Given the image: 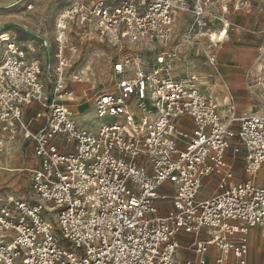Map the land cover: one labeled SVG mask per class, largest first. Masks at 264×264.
I'll return each instance as SVG.
<instances>
[{
  "label": "built area",
  "instance_id": "1",
  "mask_svg": "<svg viewBox=\"0 0 264 264\" xmlns=\"http://www.w3.org/2000/svg\"><path fill=\"white\" fill-rule=\"evenodd\" d=\"M250 8L247 0H71L56 21L51 73L0 34V123L38 159L29 200L0 191V264H176L181 233L206 234L193 248L197 264L211 248L220 253L212 264H249L250 232L264 225V108L239 117L229 95L222 117L184 51L196 49L226 86L218 52L234 28L227 15ZM71 33L116 47L110 85L84 90L95 93L86 124L71 87L86 79L67 72L64 56ZM245 80L252 90L250 71ZM5 149L1 140L0 163ZM229 151L244 155L243 185ZM213 177L214 194L202 198Z\"/></svg>",
  "mask_w": 264,
  "mask_h": 264
},
{
  "label": "rangeland",
  "instance_id": "2",
  "mask_svg": "<svg viewBox=\"0 0 264 264\" xmlns=\"http://www.w3.org/2000/svg\"><path fill=\"white\" fill-rule=\"evenodd\" d=\"M14 1L0 0V34L2 38L4 40L11 37L16 38L26 49L29 60L40 61L44 70L51 73V69H55L59 64L55 52L56 21L58 16L69 6L71 0H23L16 7L2 9L12 5ZM251 2L253 7L250 12H240L235 15L234 23L237 26L234 28L225 51L220 55V64L224 72L235 79L236 85L231 87V92L234 97L233 104L239 117L261 112L264 108V0H251ZM67 40V49L64 54L70 65L67 72L70 74L82 73L86 79L85 84L71 85L72 89L77 90L76 94L84 96V90L91 84H96L97 88L108 87L111 81V59L116 54V47L98 40L87 41V38H80L74 33L69 34ZM45 42L48 45L51 44L50 52L46 51ZM73 49H76V52H73ZM246 71L251 72L250 86L253 87L252 90H249L246 84ZM249 92L256 93L258 97L254 96L253 101L249 100ZM94 94V92H88L86 97L79 100L83 109L88 106L85 111L87 118L93 116ZM1 140L6 144L4 159L0 163L1 167L8 164V157L11 160L10 164H15L31 154L29 143H25L23 149L17 147L22 141L9 138L0 123ZM232 154L231 158H233ZM243 159L242 153L237 156L235 163L237 168L242 169L243 176L240 184H245L248 181ZM230 160L233 162L232 159ZM11 174L5 173L7 176ZM20 177H23L25 185L15 188V191L21 197L29 200L32 175L16 173L12 174L10 179L13 182ZM215 189L213 186L206 189L208 193L202 198L213 195ZM197 237L201 238L203 235H192L189 238L196 240ZM261 239L264 238L261 237ZM176 264H184L180 256L176 258Z\"/></svg>",
  "mask_w": 264,
  "mask_h": 264
},
{
  "label": "crops",
  "instance_id": "3",
  "mask_svg": "<svg viewBox=\"0 0 264 264\" xmlns=\"http://www.w3.org/2000/svg\"><path fill=\"white\" fill-rule=\"evenodd\" d=\"M18 1H19V4H20L21 0H17L16 2H18ZM247 1L251 5V8L249 10H242V11H238V12L231 11L227 15V17L234 24V28L237 26V24L234 23L235 15L237 13H240V12H250L252 7H253V3L251 2V0H247ZM212 10H213L212 14H213L214 17H215V15H220L221 14L220 5L214 6ZM189 17L190 16L181 15L182 19H185V18L188 19ZM234 28L231 30L227 41L224 43V45L222 46V48L218 52V61H219V66H220V73H221L223 79L225 80V82L227 84L226 86L222 85L221 79L219 78V76H217L214 73V70L211 67H209V66L204 64L203 56L196 49L189 48V49L184 51V53H187L189 58H190V60L187 62V64L190 63V64H194V66H195V68L190 69L189 72L191 74L197 76V77H200L201 84L205 85L203 87L207 86L206 88L210 87V88H212L214 90V92H215V94H216V96L218 98L219 103H224V104L227 105L228 114L225 115V116L221 115L222 117H227L229 115V107H228V105H229V95H233L232 92H231V87L235 86L236 83H234L235 79L233 77H229L224 72L223 67L220 64V55H221V53H223L225 51V47L228 44V42H229V40H230V38L232 36ZM45 48H46L47 52H50L49 51L50 49L48 47H45ZM231 62L233 63V61H231ZM183 63L186 64L185 61ZM229 67H231V66H229ZM181 72H183V71H181ZM75 92H77V90ZM248 95L250 96L249 100L253 101L252 93L249 92ZM83 97H86V96L85 95L81 96V94H79V95L76 94L77 103H76L75 108H74V112H75V115H76V120L80 124H86V123L90 122L91 120H93V118L95 116V111H94V106H93V116L90 117V118L86 117L85 111H86L88 106L86 107V109H83L81 107L82 103H80V101H79ZM89 102H90V100H89ZM38 111H39V107H37V106L29 108L27 110V116H26L27 119L29 120ZM43 124H44V120L40 121L39 123H35L33 125V129L37 130ZM15 139L16 140L19 139V140L22 141L21 143H19V145H17V147H19L20 149L21 148L23 149L24 144H25L24 140L21 137H17ZM29 145H30L31 150H32L31 154L27 155V157H23L21 162L15 163V164H20L22 166V169L20 171H18V172H13L12 174H16V173H19V174L29 173V174H31L29 172V170L33 169V168H35L37 166L38 159L33 154L32 144L29 143ZM231 153H232V151L228 152V159L229 160L232 159V161H233V164H234V167H235V170H236V176H237L236 182L238 184H240L241 177L243 176L242 175V169L241 168L239 169V168H237L235 166V163L237 161V156H239L240 154L239 155H235L233 153L232 154L233 158H231ZM3 159L4 158H2V161H3ZM7 160H8V164H10L9 161H11V160H9V157L7 158ZM243 161H244V159H243ZM15 164H10V165H15ZM244 164H245V162H244ZM5 173L8 174V173H11V172H8L6 170L0 169V191H2V190L11 191L14 194H16L17 196L21 197L15 191V188H21V187H23L25 185V181H24L23 177H20L16 181L12 182L11 179H10V176L12 174L7 176V175H5ZM206 183H207V185L203 189V191L201 193V197L208 193L206 189H208V188H210L212 186L216 188L217 179L215 177H213L211 179H208L206 181ZM257 184L259 186H264V167L262 168V170L260 171V173L258 175ZM21 198H25V197H21ZM169 206L170 205H163V210L161 211V215H166L167 214V210H168ZM192 235H195V236L203 235V237H201V238L197 237L196 240H195V239L189 238ZM261 237L264 238V225L258 226L256 228H253L251 230V232H250V235H249L250 251H249V255H248L249 264H264V239H261ZM206 238H207V236H206L205 233H200V234H185V233H181V234H179L176 237V240L180 244V249L178 251L177 257L180 256L181 257V261H183L184 264H187L188 262H192L193 264H197L198 256L195 255V253L193 251V248L195 247V244H196V242L198 240H200V239L203 240V239H206ZM259 240H260V242H259ZM219 256H220L219 251L217 249H215V248H211L210 251L208 252V254L205 255V259L207 261V264H212L213 261L215 260V258H217Z\"/></svg>",
  "mask_w": 264,
  "mask_h": 264
},
{
  "label": "bare ground",
  "instance_id": "4",
  "mask_svg": "<svg viewBox=\"0 0 264 264\" xmlns=\"http://www.w3.org/2000/svg\"><path fill=\"white\" fill-rule=\"evenodd\" d=\"M17 0H15L14 1V3L12 4V5H10V6H8V7H4V8H2V9H11V8H13V7H16V6H18L19 5V1L18 2H16ZM23 0H21V2H22ZM114 43V42H113ZM218 113L220 114V115H227L228 114V108H227V105L226 104H224V103H220V105H219V108H218ZM229 113H230V109H229ZM91 114V113H90ZM6 150V149H5ZM5 152V151H4ZM0 169H3V170H6V171H8V172H11V173H13V172H18V171H20L21 169H22V166L20 165V164H17V165H10V164H4V165H2V167L0 166Z\"/></svg>",
  "mask_w": 264,
  "mask_h": 264
}]
</instances>
